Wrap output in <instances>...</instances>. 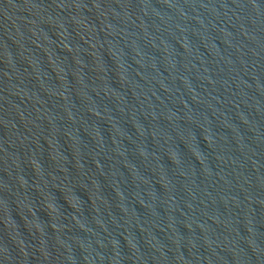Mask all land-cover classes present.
<instances>
[{
  "label": "water",
  "instance_id": "obj_1",
  "mask_svg": "<svg viewBox=\"0 0 264 264\" xmlns=\"http://www.w3.org/2000/svg\"><path fill=\"white\" fill-rule=\"evenodd\" d=\"M0 264H264V0H0Z\"/></svg>",
  "mask_w": 264,
  "mask_h": 264
}]
</instances>
